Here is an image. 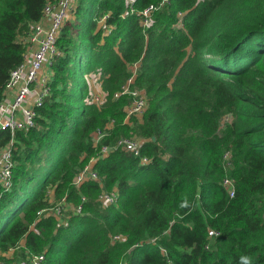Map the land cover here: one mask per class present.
<instances>
[{"label":"trees","instance_id":"16d2710c","mask_svg":"<svg viewBox=\"0 0 264 264\" xmlns=\"http://www.w3.org/2000/svg\"><path fill=\"white\" fill-rule=\"evenodd\" d=\"M56 1L0 0V99L31 26ZM58 48L36 126L16 132L13 186L0 192V257L238 264L248 255L264 264V0H76ZM94 73L102 105L88 84ZM131 77L147 107L126 120L132 97L114 94ZM121 138L140 140V156L114 148ZM10 140L0 131V147ZM103 145L112 147L104 156ZM94 155L99 179L76 187ZM104 190L118 192L106 211L92 200ZM63 196L83 206L67 226L39 214Z\"/></svg>","mask_w":264,"mask_h":264},{"label":"built area","instance_id":"2783aa9c","mask_svg":"<svg viewBox=\"0 0 264 264\" xmlns=\"http://www.w3.org/2000/svg\"><path fill=\"white\" fill-rule=\"evenodd\" d=\"M75 2L76 0H57L45 6L42 19L31 26L29 35L25 39L27 51L24 61L12 71L6 83L4 96L0 99V131H9L11 140L6 146L0 147V192L9 191L13 186V170L16 165L13 145L16 132L28 131L36 126L37 109L43 105L45 98L50 94L49 70L56 56L60 54L58 38ZM151 8L147 9L145 13H148ZM133 82L134 77H131L122 90L114 94L115 98L123 94H128L132 97L131 103L127 106V117L141 115L147 107L145 93L138 88H132ZM102 99L103 96L101 94L94 96V100L98 103ZM96 134L97 143H99L105 133L99 129ZM116 147L132 152L135 156H140L141 154V141L137 139L121 138L114 146V148ZM111 148L109 145H103L101 153L107 154ZM142 160L146 162L148 158L143 157ZM94 164L93 162L87 164L79 171L75 178L76 187L79 188L87 180L99 179L98 173L94 169ZM223 185L229 194L234 196L235 179L228 176L224 179ZM99 200L103 204L112 205L118 200V192L116 190L103 192ZM82 201H86L84 196ZM66 205L70 206L73 212L72 215L83 213L82 204L67 203L66 198H64L60 204L51 208L52 212L50 214L57 217ZM43 211L41 210L39 213ZM68 224L69 221H65V225L67 226ZM209 234L212 236L217 234V232L211 230ZM119 237L117 235L115 238L118 239ZM44 261V254H34L27 258L9 261L0 257V264H44Z\"/></svg>","mask_w":264,"mask_h":264},{"label":"rangeland","instance_id":"374dc122","mask_svg":"<svg viewBox=\"0 0 264 264\" xmlns=\"http://www.w3.org/2000/svg\"><path fill=\"white\" fill-rule=\"evenodd\" d=\"M50 71V74H51V69L49 70ZM97 73H94V74H92L90 77H89V79H88V84L90 83L91 85H92V87H93V89H94V95L96 94V93H100V88H99V83H97V75H96ZM96 76V77H95ZM97 95V94H96ZM104 103V98L99 102V104L100 105H102ZM76 104V103H75ZM146 111V110H145ZM145 113V112H144ZM143 113V114H144ZM143 114H141V115H139V118L140 117H142L143 116ZM127 118H131V116L130 117H127ZM126 118V120H128ZM230 119V116H226L225 118H224V121L225 120H229ZM113 127H114V120H111V121H109L107 124H105V126H104V133H105V135L107 136V135H109L110 134V132H111V130L113 129ZM105 136V137H106ZM105 137H104V139H105ZM93 142H94V144H98L97 142H98V140H97V134H96V132H94L93 133ZM103 139V140H104ZM102 140V139H101ZM138 140V139H137ZM102 154V153H101ZM103 156L104 155H106V154H102ZM98 155H94V156H92L90 159H89V164L90 163H96V161L98 160V158L96 159V157H97ZM92 159V160H91ZM91 160V161H90ZM228 160V159H227ZM73 185H75L76 186V182L75 181H73ZM106 191H108V190H104V191H102L100 194H99V196L97 197V199L95 200L94 198H92V200L94 201V203L95 204H99L100 205V208L102 209V210H107L108 209V207L110 206V205H107V204H102V203H100V202H98V198L100 197V195L103 193V192H106ZM64 198H66V196H63L62 198H60V199H57V201H52L53 203H52V206L51 207H49L47 210H44L43 212H41V213H39V214H41V216L42 215H44V214H50L52 211H51V208L53 207V206H56L57 204H60L62 201H63V199ZM67 200V199H66ZM67 203H71L69 200H67ZM72 204H74V203H72ZM68 214H70L69 216H68ZM72 214H73V212H72V210H71V208H70V206L69 205H66L65 206V208L62 210V212H61V214L59 215H57V223L58 224H64L65 225V221H69V219H70V216H72ZM117 235H115L114 237H113V241H120V240H122V237L120 238H118V239H116L115 237H116ZM21 248V247H20ZM7 254H12L11 255V257L14 255H16V252L15 251H13V250H10ZM122 264H124L123 262H122Z\"/></svg>","mask_w":264,"mask_h":264},{"label":"clouds","instance_id":"9594fccd","mask_svg":"<svg viewBox=\"0 0 264 264\" xmlns=\"http://www.w3.org/2000/svg\"><path fill=\"white\" fill-rule=\"evenodd\" d=\"M181 208L190 207V202L185 198L181 201L180 205ZM238 264H253L252 258L248 255H242L239 257Z\"/></svg>","mask_w":264,"mask_h":264},{"label":"crops","instance_id":"0c3cea01","mask_svg":"<svg viewBox=\"0 0 264 264\" xmlns=\"http://www.w3.org/2000/svg\"><path fill=\"white\" fill-rule=\"evenodd\" d=\"M101 92V91H100ZM10 256L12 255V254H9Z\"/></svg>","mask_w":264,"mask_h":264}]
</instances>
